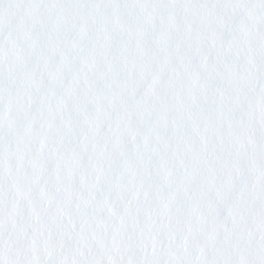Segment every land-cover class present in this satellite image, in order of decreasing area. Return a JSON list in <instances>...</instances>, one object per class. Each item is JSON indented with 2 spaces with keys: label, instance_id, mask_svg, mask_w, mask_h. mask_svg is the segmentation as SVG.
I'll return each instance as SVG.
<instances>
[{
  "label": "snow or ice",
  "instance_id": "1",
  "mask_svg": "<svg viewBox=\"0 0 264 264\" xmlns=\"http://www.w3.org/2000/svg\"><path fill=\"white\" fill-rule=\"evenodd\" d=\"M0 264H264V0H0Z\"/></svg>",
  "mask_w": 264,
  "mask_h": 264
}]
</instances>
